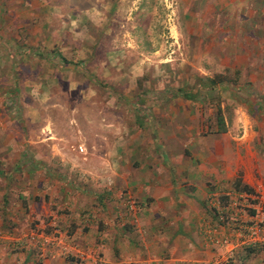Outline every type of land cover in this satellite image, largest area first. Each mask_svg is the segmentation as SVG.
<instances>
[{"label":"rangeland","instance_id":"obj_1","mask_svg":"<svg viewBox=\"0 0 264 264\" xmlns=\"http://www.w3.org/2000/svg\"><path fill=\"white\" fill-rule=\"evenodd\" d=\"M28 1L32 9L25 14L35 19L44 17L47 10L41 12L35 9V2ZM76 4L80 10L50 11L69 13L86 23L77 24L75 32L80 39L76 44L79 53L71 59L63 57L73 61L76 73L58 72L60 61L53 63L49 58H44L48 67L44 75L29 65L31 72L23 70L16 79V85H22L17 87L15 103L8 105L16 127L25 126V133L32 134L31 159L41 155L50 172L72 190L77 186L80 191L93 187L101 190L100 181L92 177L96 171L85 168L98 161L100 156L94 151L116 152L123 128L120 120L127 123L128 118L150 114L151 101L154 113H161L166 106L163 100L172 98L174 89L190 87L196 92L201 89L198 78L220 74L224 83L208 93L209 98L201 90L199 101L192 107L206 116L210 133L216 127V107L211 101H219L229 120L226 134L231 144H238L241 156L249 149L248 156L264 173V110L257 113L248 107L264 98V0H76ZM91 5L98 8L89 9L88 16L83 8ZM2 13L3 18L8 12L2 8ZM10 13L15 16V12ZM8 29L0 22L1 65L6 63L5 57L28 49H22L29 36L26 29H18V33ZM36 49L29 48L30 52ZM45 49L58 51L60 47L55 43ZM10 61L23 66L21 58ZM43 76L48 78L39 92ZM40 135L46 138L42 141ZM261 177L264 179V174ZM126 209L129 211L128 206ZM57 210L65 215L64 209ZM61 219L29 218V231L22 238L17 235L9 242L5 238L9 231L0 232V248L28 252L37 263L59 258L70 264H85L92 263V257L102 262L100 251H79L69 226ZM250 247L240 246L249 250L233 252L228 264H245L244 259L252 257ZM253 248L256 252L264 250ZM12 251L1 249L0 257L8 258Z\"/></svg>","mask_w":264,"mask_h":264},{"label":"crops","instance_id":"obj_2","mask_svg":"<svg viewBox=\"0 0 264 264\" xmlns=\"http://www.w3.org/2000/svg\"><path fill=\"white\" fill-rule=\"evenodd\" d=\"M26 1L0 0L2 27L15 33L25 28L29 34L22 47L27 50L5 57L3 65L0 61V232L8 230L5 238L12 242L17 235L22 238L28 233L29 218L40 221L55 216L69 226L79 251L102 253V262L92 257V263L85 264H213L224 249H215L206 240L207 231L216 222L207 205L210 196L217 193L225 198L222 196L233 191H246L242 187L264 194V173L248 156L250 150L241 156L242 149L237 143L232 145L226 133H217L216 127L208 133L206 116L192 107L194 102L165 98V108L156 114L151 101L150 114L128 118L127 123L120 120L122 135L113 155L93 152L100 157L85 169L96 171L92 177L100 181L102 189L80 191L77 186L76 191L72 190L50 172L41 155L31 159L32 134L25 133V126L16 127V118L8 107L15 103L17 87L22 85H16V79L23 70L31 72L29 65H35L44 75L48 69L44 58H49L53 63L60 61L58 72L76 73L73 61L65 59L64 64L61 57L71 59L79 53L80 39L75 32L77 24L86 23L69 13L50 12L80 10L76 0H32L35 9L47 10L38 19L25 14L32 9ZM2 8L8 12L3 18ZM97 8L91 5L83 9L89 16V9ZM68 26L75 28L69 30ZM55 43L60 50L45 49ZM31 47L38 49L30 52ZM12 57L21 58L23 66H15ZM34 57L32 63L26 62ZM46 79L43 76L44 81H39V92ZM38 138L43 141L46 137ZM127 196L137 203L133 213L126 211ZM57 209H64L65 215ZM233 243L236 254L249 250L240 248L237 239ZM9 248L3 246L0 250L11 252ZM254 250L250 247L252 257L243 262L264 264V250ZM7 256L0 257V264H70L59 258L37 263L28 252L12 251Z\"/></svg>","mask_w":264,"mask_h":264},{"label":"built area","instance_id":"obj_3","mask_svg":"<svg viewBox=\"0 0 264 264\" xmlns=\"http://www.w3.org/2000/svg\"><path fill=\"white\" fill-rule=\"evenodd\" d=\"M208 207L216 218L215 225L207 231L206 240L215 249H224L213 260V264H228L236 247L233 243L264 247V194L233 191L210 196ZM125 203L130 213L137 210V203L127 196ZM228 231L224 235L223 231Z\"/></svg>","mask_w":264,"mask_h":264},{"label":"trees","instance_id":"obj_4","mask_svg":"<svg viewBox=\"0 0 264 264\" xmlns=\"http://www.w3.org/2000/svg\"><path fill=\"white\" fill-rule=\"evenodd\" d=\"M61 59H62V62L64 64H67V61L65 60V58L61 57ZM198 82L200 84L199 88H201L199 91L195 92L190 87H181V88L173 90L172 98H182L184 100L196 103L200 99V93L199 92H201V90L206 92V98H209L211 95L208 93L213 92L217 87L221 86L224 83V79H223L222 75L217 74V75H214L213 77L198 78ZM261 99H262L261 103L257 102L253 105H249L248 106L249 109L253 110L257 113L262 112V110H264V98H261ZM203 102L205 103V100ZM211 103H212V105H214L216 107L217 133H221V134L226 133L228 128H229V120L225 119V117L223 115V110H222V107H221L219 101L217 103H214L212 100ZM245 104H247V103L245 102ZM263 119H264V117H263ZM235 187H236V189H239L241 186L237 183ZM242 189L248 191L246 189V187H242Z\"/></svg>","mask_w":264,"mask_h":264}]
</instances>
